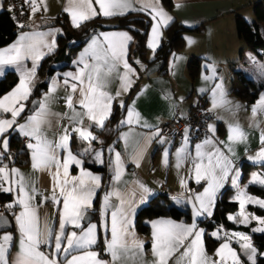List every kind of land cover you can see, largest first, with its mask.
<instances>
[{
  "label": "crops",
  "instance_id": "crops-1",
  "mask_svg": "<svg viewBox=\"0 0 264 264\" xmlns=\"http://www.w3.org/2000/svg\"><path fill=\"white\" fill-rule=\"evenodd\" d=\"M247 1L248 0H171L170 9H166L159 0H130L132 9L144 8L145 10L140 12L145 13L149 18L145 35L147 58L152 56L151 54L153 51V49L148 47V43L153 24L155 23L153 20V15L155 14L154 10L162 9L168 17L171 19L176 18L184 26L192 27L202 23V28L198 32L183 33V46L178 51H171L168 53L164 60V73L160 74L157 71H154L146 75L143 73L142 75H139L137 68L131 64L126 57L129 66L133 69L132 72L127 73V81L130 82V86L134 81H137L135 89L126 99L124 98V95L127 91L123 90L121 83V77L125 76L123 61L116 62L115 67L112 68V71L105 78V87L103 90L113 97L112 105L116 104L121 106V102L125 104L123 107V113L117 122V125L119 126L116 130L118 141L114 145L106 147L109 150L110 182L104 188L101 187L99 190L97 188L96 193L93 196V204L95 203L94 208L98 220L107 223L106 237L101 246V250L105 255L102 256L93 247V250L99 253L100 259L108 262L111 261L110 254L105 250V241L111 240V214L121 205V200L124 202L123 207L126 210H129V219L131 220L130 228L134 231L135 237L144 242V249L143 252L140 253L130 247L128 253L122 257L117 264H154V257L152 254L153 221L170 220L176 224L187 226H190L193 223L192 202H194L195 196L198 193H202L204 187L207 186L205 180H202L197 184L195 179L194 162H200L196 159L197 145H204L202 151L206 154L219 149L232 161L233 171L230 173L229 178L223 181V187L227 186L232 188V191L229 194V199L231 200H234L233 198L236 196L238 190H245V186L250 184L249 182L253 173H264V171L257 168L249 171L241 182H239L238 178V188L229 184L232 176L236 175L237 172L240 174L238 165L240 161L260 163L255 161V157L262 146L260 142L261 133H264V110L257 108L256 113H253V107L258 104V100H260L261 95L264 93L259 91L251 102H246L233 93V90H239L243 86L237 76L234 75L233 71H239L245 79H250L259 83L264 82V59H262L264 51L261 50L263 51V54L257 55L250 49L246 48L243 42L237 37L234 29L235 13L240 14L246 21L252 20L250 7L245 5ZM36 2L38 10L34 14L31 5L26 3L27 18L24 25L15 31L12 40L1 45L0 49H7L14 45L22 33H44L46 35L43 37L36 36L34 39L38 41L43 40L44 42L51 44L56 35L60 33V28L58 25H45V21L59 12L64 13L69 23L73 25L71 16L64 10L65 7L69 6L68 0H42V2L41 0H36ZM92 3L95 11L99 12V5L95 3V0H92ZM79 5L80 0H74L72 7H78ZM1 8H3V0H0V9ZM247 8H249L250 11H248ZM157 19L159 18L157 17ZM164 26L165 25L163 24L160 25L157 45L159 44L162 35V28ZM259 32L264 38V20L259 23ZM113 33H127L128 36L131 37V33L125 28L91 30L70 58L69 65L67 67L55 68L48 76H46L45 87L39 95L36 96V105L30 111H23L21 115L17 117L16 125L25 124L28 116L33 115L34 112L38 110V104L44 102L47 106L48 115L45 123L42 125L40 135L55 145V143L59 142L65 129H67V131L71 133V138L73 137L80 141L76 145V152L70 148L73 154H76L77 157L83 161V157L80 156V153L85 152L87 149V161L99 164L95 162V153L100 152L102 157L101 148L95 146L91 149L92 141L78 138V133L73 131V129L79 127L90 131L94 136L95 130L91 127L94 125L96 126V124L95 122L90 121L86 115H83L85 110L78 102L74 104V108L76 113L81 114L80 116H75L73 110L67 107L66 98L69 95L73 96L74 101H78L80 95L78 90L73 92L71 88V84L73 83H76L79 88L78 82L69 78V84L65 85L64 74H75L79 68L83 67V64L74 63V61H79L82 54L92 43L93 37L97 38V49L102 54L103 50L107 47L104 43V37L102 34ZM129 42L130 41L126 44V51ZM40 50L44 53L43 56L50 53L48 49L43 46H41ZM245 52H247L246 56L248 58L246 62H242L241 59ZM258 52H260V50ZM190 55L201 57L198 63L197 72L192 78L188 77L185 68L187 59ZM85 59L89 64L95 63L90 56L85 57ZM101 64H103V60H101ZM108 64L112 65L113 61L109 60ZM249 65L250 67H253V69L250 67L246 68V66ZM205 66H211L215 69L214 78L207 80L202 78L203 76H212V73L208 71ZM24 67L31 69L32 60H25ZM6 71L13 72L17 79L9 88L0 94V97L11 92L12 89L17 86L20 79L14 65L0 66V77ZM103 71L107 73V67H105ZM35 78L36 74L32 79L31 84ZM53 84H55V91L49 93V88L53 86ZM216 84L222 85L224 96L223 103L213 107V89ZM86 85L87 81L85 80V87ZM118 91L121 92L120 95H117ZM46 96L47 99L45 100ZM30 99L31 98H28L27 101H23L25 109ZM199 99L203 101L211 113V119H209L208 124L213 121L211 130L210 126L208 128L207 124L209 134L205 138L195 142H190L185 140V138L173 141L170 137L159 135L157 133V125L162 120L170 117L184 116L191 105ZM129 108L133 110L134 114H138V120L134 115L131 124L126 122L122 123V121H127L128 119ZM3 115L5 118L11 119L10 113ZM230 126H239L245 134L246 139L230 142L228 139ZM20 135L23 134L19 132L18 128H16V130L10 129L5 135V138L12 140L13 143L15 142L17 147H23L26 154L25 161L23 163L9 162L0 165V167L6 166L9 172L12 168L18 170L19 175H16L13 178L17 181V184L15 185L16 189H18V182L20 181L21 176L23 177L25 190L30 196H34L30 201V204L36 211L38 226L43 229L45 226V220H47L48 227L53 228L54 231H58L59 213L57 209H63V202L62 198L59 196V190H56V196L60 199V203L55 205L50 199L53 195V181L50 172L48 170H34L32 167V149L28 148V144H35L36 141L27 137L26 142H20L18 139V136ZM97 140L98 138L96 137L95 141ZM206 140H211L212 143L205 145L204 142ZM2 143L3 141L0 140V146H2ZM229 146L231 147V151H228ZM181 148L184 149V158L179 160L177 150ZM8 149H10V146H8ZM56 151L60 154L62 160L65 153H63L61 149H57ZM5 152L6 151L2 152V154ZM166 152L167 162L165 163ZM117 153L120 154L121 164V174L118 180L113 179L116 171ZM2 154H0V156ZM178 163L179 166H177ZM204 163L207 164L206 157ZM83 167L93 175L99 176L101 182L100 172L91 170L84 165ZM51 171H55L54 165ZM62 172L63 170L61 169V173ZM69 173L70 177L79 176L80 169L75 165H72L70 166ZM62 178L63 177L61 176V179ZM181 181H184V183L182 184ZM3 186L8 187L9 185L5 183ZM33 188L35 189V193H33ZM144 189H147L148 191L145 192ZM162 192H165L174 205L185 204L191 220L182 221L168 216H155L147 221L148 227L146 233H142L135 229L133 226V219L137 208L145 204L148 198L159 195ZM4 193L10 195L9 200L5 203L6 205L10 202L14 203L17 199V190ZM109 193H111V195L107 201V207L103 210L102 216V207L105 204L104 197ZM247 193L252 197L264 199L250 194L248 191ZM46 197L49 199L46 200ZM235 202L237 206L235 212L225 213V217L229 221H231L228 219L230 215H236V217H238L237 214L240 211L239 203L237 201ZM246 206L249 210L253 211L255 215H260L264 212V208H260L255 203L247 204ZM212 207L213 205L211 206V211ZM130 209H134V211H131ZM20 211H22L21 207L19 205H14L9 211L11 214L9 221L10 224H12V228L9 227L6 230L0 231V236L8 233L13 236L11 250L8 253L9 260L15 257L16 253L19 251L20 233L16 224L15 215L19 214ZM87 212L90 213V216L85 222H82L85 228L88 224H96V221L92 218V213L88 209ZM198 217L210 218L211 216L205 213ZM73 230L77 231L78 234L80 232V229H73L72 226L69 225L67 231L71 232ZM196 230H203V228L196 224ZM214 232H217L221 239H219L210 250H205L207 256L213 261L219 259L215 253L220 244L224 242L225 234L244 233L240 230L234 229L225 230L221 226L215 225V227L208 230L206 233L203 230V237L204 234H206L211 238H216L212 235ZM128 244L131 245L130 237L128 238ZM231 246L238 251V244L235 239H233ZM41 250L46 253L50 251L47 246H41ZM182 252L183 247H181L179 252L169 260V264H176L177 259ZM257 252L261 253V251Z\"/></svg>",
  "mask_w": 264,
  "mask_h": 264
},
{
  "label": "snow or ice",
  "instance_id": "snow-or-ice-1",
  "mask_svg": "<svg viewBox=\"0 0 264 264\" xmlns=\"http://www.w3.org/2000/svg\"><path fill=\"white\" fill-rule=\"evenodd\" d=\"M25 3L31 5L33 14L38 10L36 0H25ZM73 3L74 0H68L69 6L65 7L64 10L71 16L74 27H80L83 21L98 15L111 17L124 15L126 11L130 10H145L144 8L132 9L130 0H95V3L99 5V12L93 8L92 0H80L78 7H72ZM154 11L153 20L155 23L153 24L148 43V47L153 49V51H155L157 46L160 25H167L171 19L162 9ZM44 35L46 34L22 33L14 45L7 49H0V66L14 65L20 78L19 83L11 92L0 97V140L3 141L2 146H0V154L8 149L9 140L5 138V135L10 129L16 130L18 128L21 134L36 141L35 144H28V148L32 149V167L34 170H48L50 172L53 181V195L50 199L53 204L58 205L60 203V199L56 196L57 189L59 190L60 198H62L63 209H57L59 213V230L54 231L53 228L48 227L47 220H45L43 229L38 226L36 211L30 204L34 196H30L25 190L23 177L21 176L18 182V189H16L15 185L17 181L13 178L19 175L18 170L12 168L9 172L6 166L0 167V191L12 192L13 190H17V199L14 203L10 202L6 207L12 209L14 205H19L22 209L19 214L15 215L20 233L19 251L15 257L9 260L8 253L11 250L13 236L10 233L0 236V264H117L128 253L130 247L140 253L144 249V242L137 239L134 231L130 228L129 210L123 207V200H121V205L117 210L111 214V240L105 241V250L110 254L111 261H104L100 259L99 253L93 250V246L97 244L98 225L88 224L85 228L82 224V221L86 219L87 209L93 205V196L96 193V189L100 186V177L86 171L83 167L82 159L73 154L69 146L71 133L67 129H65L64 134L55 145L40 135L42 125L45 123L48 115L46 103L40 102L38 110L33 115L28 116L25 124L16 125L17 117L25 109L23 101H27L31 95L32 88L30 85L32 79L35 77L38 62L44 55L40 48L43 46L51 52L55 47V39L52 40L51 44L43 40L38 41L34 39L36 36L43 37ZM102 35L104 43L107 45L103 53L101 54L98 51V40L96 37H93L92 43L82 54L79 61H74V63L83 64V67L79 68L75 74H64L65 85L69 84V78L77 81L79 84V88L76 83L71 84V88L73 92L79 91L80 99L74 101L73 96L69 95L66 98L67 107L73 110L75 116H80L81 114L76 113L74 108V104L78 102L85 110L83 115H86L90 121L95 122L99 127H103L104 121L111 114L112 110L113 97L103 90L105 78L112 71V68L115 67L116 62L123 61L125 76L121 77V83L123 90L127 91V88L130 86V82L127 81V73L133 71L126 59V44L131 40V37L127 33ZM88 56L95 63L89 64L85 59ZM27 59L32 60L31 69L24 67V61ZM101 60H103V64H101ZM109 60L113 61L112 65L108 64ZM105 67L108 69L107 73L103 71ZM205 67L212 73V76H203L202 78L205 80L214 78L215 69L211 66ZM85 80L87 81L86 87ZM53 91H55V84L49 88V93ZM120 94L121 92L118 91L117 95ZM223 96L222 85L216 84L213 89V107L223 103ZM46 99L47 96L45 97ZM121 103L123 106V102ZM257 108L264 110V94L261 95L258 104L253 107L254 114ZM6 113H10L11 119L4 117L3 114ZM134 115L138 120V114H134L133 110L129 108L128 119L127 121H122V123L131 124ZM73 131L78 133V138L82 140L93 141L96 139L86 129L77 127ZM228 139L230 142H236L246 139V136L239 126H230ZM185 140H187V137H185ZM260 142L262 146L256 154L255 161H259L264 165V133H261ZM211 143V140L204 142L205 145ZM196 147V159L200 162H194L195 179L197 184L205 180L207 186L204 187L202 193H198L195 196L194 202H192L193 223L190 226L176 224L170 220L152 222V254L154 264H169V260L179 252L181 247H183V252L180 253L176 264H185V262L186 264H257V256H264V253H258L252 247L249 236L243 233L225 234L224 242L220 244L215 253L219 257L218 260L213 261L207 256L202 239L203 230H196L195 218L205 213L209 216L212 215L211 206L215 203L216 195L220 188L223 187V181L229 178L233 169L232 161L219 149L206 154L202 151L204 145H197ZM57 149H61L65 153L62 160L60 154L56 151ZM87 151L86 149L85 152L80 153V156L85 155ZM228 151H231L230 146ZM183 152V148L177 150L179 160L184 158ZM205 157L207 158V164L204 163ZM95 162L103 163L100 152L95 153ZM166 162L167 152L165 153ZM53 165L55 167L54 172L51 171ZM72 165L80 169L79 176L70 177L69 169ZM177 166H179V163ZM61 169L63 170L62 173ZM120 174V154L117 153L116 171L113 179L118 180ZM61 176L63 177L62 179ZM238 178L239 172L231 177L233 186L237 188ZM5 183L9 186L4 187ZM181 183L183 184L184 181H181ZM249 183L259 184L261 187H264V173H253ZM246 188L247 186H245V190H238L236 196L233 198L240 206V212L237 214L239 217L238 222L247 225L251 220H255L260 226L254 228L253 231L264 232V218L245 214L247 204L255 203L260 208H264V199L248 195ZM144 191L147 192L148 190L144 189ZM33 193H35L34 188ZM110 195L111 193L104 197L105 204L102 207V216ZM45 199L49 198L46 197ZM130 210L134 211V209ZM228 219L237 220V217L230 215ZM0 221H3V217H0ZM3 222L6 223V221ZM69 225L73 229H80L79 234L75 230L68 232L67 228ZM99 227L107 230V223L102 221ZM212 235L216 239H221L217 232L212 233ZM129 237L131 238V245L128 244ZM233 239L240 244L246 261L242 260V257L231 246ZM41 246H47L50 251L48 253L42 251Z\"/></svg>",
  "mask_w": 264,
  "mask_h": 264
},
{
  "label": "trees",
  "instance_id": "trees-1",
  "mask_svg": "<svg viewBox=\"0 0 264 264\" xmlns=\"http://www.w3.org/2000/svg\"><path fill=\"white\" fill-rule=\"evenodd\" d=\"M159 2L166 8L170 9L171 0H159ZM245 5L250 7L252 13V20L246 21L240 14H234V29L237 37L243 42L244 46L257 55L263 54L264 51V38L259 32V23L264 20V0H248ZM149 23L148 16L140 11L126 12L124 15H116L111 17L95 16L89 20L83 21L80 27H74L71 25L62 12L57 13L51 18L45 21V25H58L60 33L55 37L54 49L42 57L38 62L36 68V78L31 84L32 92L29 98L36 97L45 87V78L55 68L67 67L69 60L77 50L84 38L91 32V30L106 29V28H125L131 33V40L127 48V59L133 64L139 75H142L144 68L151 62L160 59L165 60L166 56L171 51H178L183 46V33L184 32H198L202 28V23L194 25L192 27L184 26L176 18H172L167 25L162 28V35L155 51H152L150 58L146 57L147 49L145 47V35L147 26ZM24 25V24H23ZM22 25V26H23ZM13 29L12 16L5 6L3 0V8L0 9V46L10 42L13 38L15 31ZM66 34H69V39H66ZM260 50V52H258ZM263 50V51H261ZM200 56L190 55L186 62V72L189 78L194 77L198 69V63ZM140 65V67H139ZM234 75L242 83V88L239 90H233V93L240 99L246 102H251L256 97L259 91L264 93V82H254L250 79L242 77L239 71H233ZM17 77L11 71H6L0 77V94L9 88ZM137 81L128 88L124 98L126 99L131 92L135 89ZM125 104V103H124ZM123 106L116 104L112 105L111 114L104 121L103 127L92 126L95 130L94 136L98 138L97 141H92L91 149L95 146H99L102 150L103 163L95 164L89 162L86 159L88 153L83 155V165L91 170L100 172L101 182L98 190L101 187H105L111 179L109 171V150L106 148L109 145H114L118 140L116 136V130L118 129L117 122L123 113ZM80 141L70 138L69 146L76 152V145ZM10 149L15 150V159L12 163H23L25 161V151L23 147H17L16 143L9 140ZM8 149V150H10ZM7 150V151H8ZM261 169L264 171V165L261 163H249L246 161H240L239 163V182H241L247 173L254 169ZM247 191L250 194L264 198V187L259 184H248ZM232 191L229 187H223L218 191L215 199V203L212 207V215L210 218L197 217L195 218L196 224L200 225L204 232L215 227V225L221 226L223 229L240 230L246 233L250 242L255 246L257 251L264 250V232H254L251 230L253 222L247 225L238 224L235 220H227L225 213H234L236 210V202L229 199V194ZM10 195L8 193L0 192V202L7 203ZM95 204V203H94ZM94 204L90 209L92 218L98 225L97 229V244L93 247L103 256L102 243L106 237V230L99 227L101 224L98 220ZM10 220L11 214L7 212ZM155 216H168L173 219L182 221H190L189 212L185 204L174 205L171 199L162 192L159 195L148 198L145 204L141 205L134 214L133 226L135 229L142 233L147 232V221ZM236 216V215H233ZM105 222V221H103ZM12 228V224H10ZM219 239L211 238L204 234L203 243L206 251L210 250ZM257 264H264V256H257Z\"/></svg>",
  "mask_w": 264,
  "mask_h": 264
},
{
  "label": "built area",
  "instance_id": "built-area-1",
  "mask_svg": "<svg viewBox=\"0 0 264 264\" xmlns=\"http://www.w3.org/2000/svg\"><path fill=\"white\" fill-rule=\"evenodd\" d=\"M5 6L12 16L13 29L23 25L27 18L25 0H4ZM210 119V112L202 100L191 105L188 112L181 117H170L162 120L157 125V133L170 137L173 141L187 137L190 142L205 138L209 132L207 124ZM20 142H26L27 137L18 136ZM15 159V150L10 149L0 156V165L12 163ZM10 209L6 204L0 202V213H9Z\"/></svg>",
  "mask_w": 264,
  "mask_h": 264
},
{
  "label": "water",
  "instance_id": "water-1",
  "mask_svg": "<svg viewBox=\"0 0 264 264\" xmlns=\"http://www.w3.org/2000/svg\"><path fill=\"white\" fill-rule=\"evenodd\" d=\"M66 39H69L70 35L66 34ZM157 71L158 73H164L165 72V66H164V60L160 59L157 61H153L151 63H149L143 70V74H149L151 72ZM37 103V99L36 97H31L29 103L26 106V109L24 110V112L30 111L32 108H34V106ZM117 147H119L118 145H116ZM90 216V213L86 212V219L82 222H85L87 220V218ZM0 217H3V221H6V223H4L3 221H0V231L1 230H6L10 227V221L8 218V215L6 213H0Z\"/></svg>",
  "mask_w": 264,
  "mask_h": 264
},
{
  "label": "rangeland",
  "instance_id": "rangeland-1",
  "mask_svg": "<svg viewBox=\"0 0 264 264\" xmlns=\"http://www.w3.org/2000/svg\"><path fill=\"white\" fill-rule=\"evenodd\" d=\"M248 9V11H250L249 10V8H247ZM250 13V12H249ZM247 52H245L244 53V55H243V57H242V59H241V61L242 62H246L247 61ZM246 57V58H245ZM262 59H264V56L262 57ZM263 62H264V60H263ZM264 64V63H263ZM263 64H262V66H263ZM247 67H250V65L249 66H246V68ZM251 69H253V67H250ZM259 101V100H258ZM197 101H195V103H196ZM195 103H193V104H195ZM192 104V105H193ZM205 107L207 108V106L205 105ZM208 109V108H207ZM208 111H209V109H208ZM210 112V111H209ZM210 119H211V113H210ZM212 125H213V121L212 122H210V124H208V128H209V126L210 127H212ZM259 162V161H258ZM239 165V164H238ZM229 184L230 185H233L232 184V179L229 181ZM224 187H227V186H224ZM223 188V187H222ZM221 188V189H222ZM230 188V187H229ZM220 189V190H221ZM232 189V188H231ZM240 212V211H239ZM245 214L246 215H249V216H251V215H254V216H256V217H258V218H264V212H263V214H258V215H255V213L253 212V211H251V210H249L248 208H247V206H246V209H245ZM238 219H239V217H237V220H236V223H239L238 222ZM250 222H253V225L251 226V230L253 231V229L254 228H256V227H259L260 225H258L257 224V222L255 221V220H251ZM240 224V223H239ZM242 225H244V224H242ZM244 234V233H243ZM238 244V251H236L241 257H242V260H246V257H244V255H243V250L240 248V244L239 243H237ZM252 245V244H251ZM252 247H254V245H252ZM255 248V247H254ZM256 249V248H255ZM237 250V249H236ZM257 250V249H256ZM261 253H264V250H261Z\"/></svg>",
  "mask_w": 264,
  "mask_h": 264
}]
</instances>
